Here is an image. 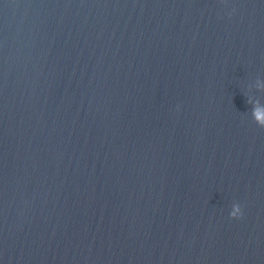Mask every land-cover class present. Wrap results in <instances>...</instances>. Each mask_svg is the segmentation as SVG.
I'll use <instances>...</instances> for the list:
<instances>
[{
	"label": "water",
	"instance_id": "95a60500",
	"mask_svg": "<svg viewBox=\"0 0 264 264\" xmlns=\"http://www.w3.org/2000/svg\"><path fill=\"white\" fill-rule=\"evenodd\" d=\"M256 108L264 0H0V264H264Z\"/></svg>",
	"mask_w": 264,
	"mask_h": 264
},
{
	"label": "clouds",
	"instance_id": "9594fccd",
	"mask_svg": "<svg viewBox=\"0 0 264 264\" xmlns=\"http://www.w3.org/2000/svg\"><path fill=\"white\" fill-rule=\"evenodd\" d=\"M254 116H255L257 122L261 126H264V109H260V108L254 109ZM229 215H230V218H233V219L242 218L243 211H242L241 206L239 204H234L233 210L230 212Z\"/></svg>",
	"mask_w": 264,
	"mask_h": 264
}]
</instances>
